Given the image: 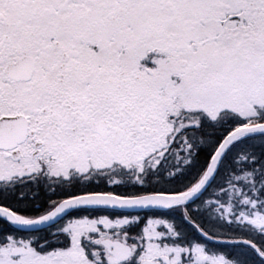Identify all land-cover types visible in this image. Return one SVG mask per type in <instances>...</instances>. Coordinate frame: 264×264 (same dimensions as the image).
Returning a JSON list of instances; mask_svg holds the SVG:
<instances>
[{
	"label": "snow or ice",
	"instance_id": "6c2138e0",
	"mask_svg": "<svg viewBox=\"0 0 264 264\" xmlns=\"http://www.w3.org/2000/svg\"><path fill=\"white\" fill-rule=\"evenodd\" d=\"M0 264H264V0H0Z\"/></svg>",
	"mask_w": 264,
	"mask_h": 264
}]
</instances>
